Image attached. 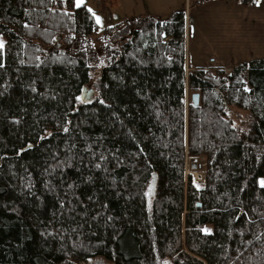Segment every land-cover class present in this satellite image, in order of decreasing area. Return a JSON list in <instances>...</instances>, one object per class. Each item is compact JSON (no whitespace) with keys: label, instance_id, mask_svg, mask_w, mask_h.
Here are the masks:
<instances>
[{"label":"trees","instance_id":"16d2710c","mask_svg":"<svg viewBox=\"0 0 264 264\" xmlns=\"http://www.w3.org/2000/svg\"><path fill=\"white\" fill-rule=\"evenodd\" d=\"M98 31L0 0V264H264V59L190 70L185 10Z\"/></svg>","mask_w":264,"mask_h":264},{"label":"crops","instance_id":"0c3cea01","mask_svg":"<svg viewBox=\"0 0 264 264\" xmlns=\"http://www.w3.org/2000/svg\"><path fill=\"white\" fill-rule=\"evenodd\" d=\"M194 6L187 14L189 68L230 70L264 59V0L254 7L234 0H196Z\"/></svg>","mask_w":264,"mask_h":264},{"label":"rangeland","instance_id":"374dc122","mask_svg":"<svg viewBox=\"0 0 264 264\" xmlns=\"http://www.w3.org/2000/svg\"><path fill=\"white\" fill-rule=\"evenodd\" d=\"M195 1L196 0H108V2L104 4V0H82L79 6H86L93 12L96 19L99 17V22H97L99 24V31L93 36L95 46L98 48L100 45L98 38L102 37L103 30L107 27L115 26L136 17H155L162 21L169 20L173 14L182 10H185L188 14L190 9L193 10L195 7ZM112 3L114 5H112ZM187 42L189 43L188 33ZM192 68L190 67L189 69L192 70ZM194 69L196 68H193V70ZM225 71L228 72L229 70ZM95 75L96 74H93V77H95ZM228 116L233 121L234 125L244 133L249 132L253 127L252 115L248 111L236 107H229ZM200 165L202 166L201 168L199 167ZM198 168H204L203 161H188L187 173L192 174L194 180L201 185L204 182L205 173L198 170ZM155 192V187L153 186L148 189L147 196L149 201H152ZM87 264L112 263L102 258H94Z\"/></svg>","mask_w":264,"mask_h":264},{"label":"water","instance_id":"95a60500","mask_svg":"<svg viewBox=\"0 0 264 264\" xmlns=\"http://www.w3.org/2000/svg\"><path fill=\"white\" fill-rule=\"evenodd\" d=\"M92 96H93V91L92 90H90L88 88L84 89L82 98H83V100L85 102H91L92 98H93ZM192 101H193V104L195 106H198L200 104V95L199 94H194L193 97H192Z\"/></svg>","mask_w":264,"mask_h":264},{"label":"snow or ice","instance_id":"6c2138e0","mask_svg":"<svg viewBox=\"0 0 264 264\" xmlns=\"http://www.w3.org/2000/svg\"><path fill=\"white\" fill-rule=\"evenodd\" d=\"M82 3V0H77V6H79V4ZM91 11V10H90ZM97 22H99V17H97ZM3 45L0 44V47H2Z\"/></svg>","mask_w":264,"mask_h":264}]
</instances>
